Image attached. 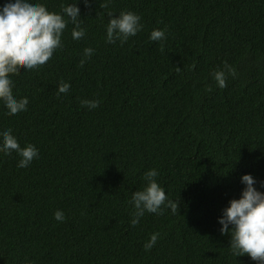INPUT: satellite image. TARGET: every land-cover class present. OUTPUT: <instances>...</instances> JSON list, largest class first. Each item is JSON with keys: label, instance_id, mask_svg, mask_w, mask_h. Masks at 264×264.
I'll return each instance as SVG.
<instances>
[{"label": "trees", "instance_id": "trees-1", "mask_svg": "<svg viewBox=\"0 0 264 264\" xmlns=\"http://www.w3.org/2000/svg\"><path fill=\"white\" fill-rule=\"evenodd\" d=\"M38 2L60 12L73 0ZM78 7L84 37L73 40L69 23L45 64L10 74L26 111L8 115L0 103V128L38 149L25 168L15 152L0 153V264H258L231 253L217 218L239 198L242 174L264 181V0ZM122 10L139 14L143 28L106 43L107 13ZM154 28L165 29L162 42L148 39ZM85 47L94 52L80 66ZM225 63L235 75L224 69L219 88L211 73ZM61 82L70 88L58 96ZM152 168L177 210L146 212L132 226L131 193Z\"/></svg>", "mask_w": 264, "mask_h": 264}, {"label": "clouds", "instance_id": "clouds-1", "mask_svg": "<svg viewBox=\"0 0 264 264\" xmlns=\"http://www.w3.org/2000/svg\"><path fill=\"white\" fill-rule=\"evenodd\" d=\"M108 22L105 25L106 43H123L129 37L135 36L142 30L141 17L133 11H120L117 15L109 11ZM78 0L62 4L60 12L49 11L45 4L38 0H6L0 5V103L3 104L8 115L26 111L28 98L17 97L11 90L13 80L10 74L18 73L21 66L25 70L35 69L45 64L53 55V52L62 47V33L71 23V37L79 40L85 36L82 25ZM148 39L162 42L165 39L164 28H154ZM94 49L85 47L82 51L80 66L91 58ZM235 75V70L227 63L223 69L211 73L215 84L219 88L226 87V73ZM70 88L68 82H61L57 86V95L67 93ZM211 90L210 88L208 89ZM81 106L89 110L98 106L99 101L84 99ZM15 152L19 157L18 168L29 166L34 158H38V149L31 143L21 146L12 130L7 127L0 128V153L9 155ZM143 187L131 193L129 203L133 211L130 213L129 223L132 226L138 224L141 217L147 213L157 215L164 208L175 214L177 202L169 199L164 189L158 184L155 168L148 169L143 174ZM240 182L244 185L239 198L228 201L226 207L217 218L220 224L221 235L230 234L231 253L237 257L247 254L258 264H264V181H257L251 174L240 176ZM259 185V187H257ZM162 205L164 207H162ZM54 219L60 222L65 220L62 210L53 213ZM158 233L150 234L143 244L145 251H149L158 239Z\"/></svg>", "mask_w": 264, "mask_h": 264}]
</instances>
